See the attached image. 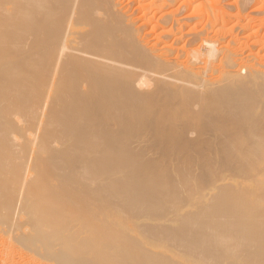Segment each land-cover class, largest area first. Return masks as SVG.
<instances>
[{"label":"bare ground","instance_id":"bare-ground-1","mask_svg":"<svg viewBox=\"0 0 264 264\" xmlns=\"http://www.w3.org/2000/svg\"><path fill=\"white\" fill-rule=\"evenodd\" d=\"M122 1L0 0V229L29 264H175L169 247L264 264L262 60L217 44L219 7L193 33L178 13L197 0ZM217 170L250 176L251 197L224 180L161 221L187 201L179 183L193 196Z\"/></svg>","mask_w":264,"mask_h":264},{"label":"rangeland","instance_id":"rangeland-1","mask_svg":"<svg viewBox=\"0 0 264 264\" xmlns=\"http://www.w3.org/2000/svg\"><path fill=\"white\" fill-rule=\"evenodd\" d=\"M128 1V2H127ZM180 1H183V0H180ZM211 1H212V3H211ZM244 0H197V1H195V3L192 5V6H197V5H199V4H201L200 5V7L199 6H197V7H199V8H197V7H192V9L190 10V11H188V14H186L187 13V11L186 10H188V9H186L185 7L183 8L182 7V9L181 10H183V11H180L178 14H180L179 16H178V18L180 17V18H184V17H186V18H188L189 17V19H191V21L192 22H190L189 23V25H190V27L192 26L193 27V29L195 30V28H197V30L198 31H193V33L194 32H199V31H201V29H202V27H204L205 25H210L209 23H211V22H209V20H208V17L210 16L209 14L211 13L212 15H213V12H215L216 11V9L217 10H220V12H223V13H225V14H229L228 15V17L226 18V19H224L226 22H224V25H223V29H224V31L222 30V32L218 35L217 34V37H215L216 35H214V36H212V32H211V35L209 34V36L211 37H213L214 39H217L218 40V42L219 43H217V44H221V42H222V45H225V43H226V45L225 46H227V44H228V47H225L226 49H225V53L226 52H229V53H232V52H236L237 50L238 51H240V52H236V55H237V58H240V59H245L246 58V60H247V58H248V55H251L252 54V56H253V58H251L252 59V61L254 62V61H256V63H258V61H259V63L261 62V60H262V62H263V65H262V62L260 63L262 66H263V69H264V51H263V49L260 47L262 44H263V42H264V25H263V23H264V0H245L244 2H243ZM123 2V5H126V4H128L129 3V0H123L122 1ZM184 2V1H183ZM210 2V3H209ZM250 3V2H253V3H251V4H247V3ZM125 3V4H124ZM246 3V4H245ZM208 4V5H207ZM203 5H205V9L203 8V10H202V8H201V6H203ZM245 5H247V6H245ZM209 6V7H208ZM216 6V7H215ZM240 6V7H239ZM209 8V9H208ZM210 8H211V10H210ZM221 8V9H220ZM230 8H231V11H230ZM245 8H246V10H245ZM174 9H175V7H174ZM198 9V10H197ZM201 9V11H199ZM193 10H195V12H193ZM204 10H206L207 12H206V14H207V16H205L204 14H205V11ZM208 10L209 11H211V12H208ZM222 10V11H221ZM185 12V13H184ZM201 13V14H199V13ZM202 12H204V14H202ZM195 13H198L197 15L195 14ZM183 14V16H181ZM194 14V15H193ZM252 14V15H251ZM244 17H243V16ZM203 16V17H202ZM234 17V18H233ZM241 17V18H240ZM263 17V18H262ZM204 18V19H203ZM229 18V19H228ZM254 18V19H253ZM252 20V21H251ZM206 21V22H205ZM233 21V22H232ZM261 21V22H260ZM195 22H197V23H195ZM209 22V23H208ZM244 23V24H243ZM259 23V24H258ZM195 24H196V26H195ZM226 24V25H225ZM253 24V25H252ZM233 25V26H232ZM209 27V26H208ZM244 27V28H243ZM229 28V29H228ZM237 28V29H236ZM187 29V30H186ZM184 28V31L186 30V31H188V28ZM239 29V30H238ZM175 30V32H176V28L174 29ZM185 31V32H186ZM228 32H230V33H228ZM249 32H251V33H249ZM232 33V34H231ZM255 35V36H254ZM220 36V37H219ZM223 36V37H222ZM245 36V37H244ZM248 37V38H247ZM221 38V40H219ZM254 39V40H253ZM237 40V41H236ZM261 41V40H263V42H262V44H261V42H259V41ZM182 43H185L186 44V42H185V40L183 41V39H181L180 40ZM177 42V43H175L173 46L174 47H176L178 44H180V45H178L176 48H174L173 47V52H172V57L174 58V56H175V58H176V56H177V54L179 53H181V54H183V46H184V44H182L181 42ZM251 41H256V43L254 42V44L253 43H250ZM257 41H258V43H257ZM197 42V41H196ZM240 42V43H239ZM194 43V42H193ZM191 43L190 45H187L188 46V49H189V47L191 48V47H193V48H196L197 47V45L199 44V42H197V43ZM230 43H231V45H232V47H234V48H236V50H234L231 46H230ZM256 44V45H255ZM219 45H217V46H219ZM221 45V46H222ZM260 45V46H259ZM182 46V47H181ZM187 46H186V48H187ZM196 46V47H195ZM244 46H247V47H244ZM179 47H181L180 49H179ZM239 47V48H238ZM262 47H263V45H262ZM185 48V49H186ZM192 48V49H193ZM230 48H232V49H230ZM246 48V49H245ZM177 49H179V50H177ZM232 50V51H230V50ZM177 51H178V53H177ZM176 52V53H175ZM262 52V53H261ZM174 53V54H173ZM248 53V54H247ZM253 54H255L256 55V57H254V55ZM262 54V55H261ZM247 55V56H246ZM239 56V57H238ZM261 57V58H260ZM258 60V61H257ZM194 175L193 176H195L196 174H198V171L197 170H195L194 171V173H193ZM213 174V179H212V181L214 182H212L209 178H205V180H201V181H199V180H196L197 181V184L199 185V186H197L198 188H197V190H196V192H193V191H191L192 193H196V194H192L191 192H190V195L192 194L193 196H187V194L189 195V192L188 193H186V191L182 188V186L184 185L183 183H179V188H180V190H181V193L184 195H182L183 197H184V200L186 199L187 201H188V203H185V202H187V201H182L181 203H182V205H183V207H181V206H177V208L179 207H181L180 209H176V210H174L173 211V209H171L173 212L171 213H167V212H165L166 214L164 215H162L163 217L165 216V218H163L162 216V218H161V221L163 222V223H169V221H167V219L168 220H171V226H173V227H177V224L175 223V219H176V215L177 214H180V213H184V211L185 212H187L188 210H191L192 209V207L194 206V205H196V203H197V201L196 200H198L197 198H200V197H197V196H199V195H202V201H205V199H206V197L205 196H207L208 194L209 195H211L212 193H214L215 191H216V187L217 186H220L221 184H222V182H224L227 186H229V187H231V188H233L232 186H230V185H233L234 187H236L237 186V188L240 190V191H242V190H244V193L246 192V194L248 193L249 195H250V197H251V192H247V191H249L246 187H252V180H251V177L249 178L248 176H243V177H238L237 176V174H235L234 172H231V171H221V170H217L216 172H214V173H212ZM197 176V175H196ZM214 177L216 178V179H214ZM245 177V178H244ZM223 178V179H222ZM244 178V179H243ZM215 180H217L216 182H215ZM226 182H229V184L228 183H226ZM237 181V182H236ZM239 182V183H238ZM237 183H238V185H237ZM196 184V185H197ZM189 186H191V185H189ZM216 186V187H215ZM242 186H243V188H242ZM245 187V188H244ZM196 189V188H195ZM194 189V190H195ZM245 189H247V191L245 190ZM186 193H184V192ZM243 192V191H242ZM202 193V194H201ZM205 195V196H204ZM248 195V196H249ZM182 197V198H183ZM185 197H190V199H187V198H185ZM191 197H192V199H191ZM197 197V198H196ZM201 198L198 200V202H200L201 201ZM183 202H184V204H183ZM196 202V203H195ZM180 203V204H181ZM192 204V205H191ZM263 204V203H262ZM191 205V206H190ZM170 209V208H169ZM118 210V208H116V209H113L112 210V208L109 210L110 211V213H111V215L113 216V218H115V217H123V218H126V217H124L125 215L126 216H128L127 214H124V216H122L123 214L120 212L121 210L119 209V212L117 211ZM170 210V211H171ZM176 211V212H175ZM107 212V211H106ZM113 213V214H112ZM176 213V214H175ZM106 214V213H105ZM175 214V215H174ZM173 215V216H172ZM127 218H130V217H127ZM126 218V219H127ZM136 218V217H135ZM139 218V219H138ZM112 220V219H111ZM133 221L131 222V227H133V230L135 231V238H136V240H140V239H145L146 237L144 236V234H142V232H143V230L141 229V228H138L139 226H140V224L139 223H142L143 221H145V220H147V217L145 218L144 216H138L137 217V219L135 220V219H132ZM137 225H139V226H137ZM137 226V227H136ZM99 228V227H98ZM98 228H94V229H97V230H99ZM139 229H141V231L142 232H140L139 231ZM97 230H94V231H97ZM101 230V229H100ZM98 232V233H97ZM97 232H93V235H95L94 233H97V235H95L96 237L95 238H99V231H97ZM101 232V231H100ZM7 232H5V231H3V229L1 230L0 229V264H26L28 261H26L25 262V259L21 256H19V253H18V248L21 246V247H23V245L24 244H22V242L20 243V242H18L17 240H16V238H15V235L13 234V232H11V234H8ZM10 235V236H9ZM12 236V237H11ZM140 236V237H139ZM143 236V237H142ZM9 237V238H8ZM93 237V236H92ZM14 240V241H13ZM148 240V239H147ZM149 241V240H148ZM12 242V243H11ZM16 243H18V244H16ZM12 244V245H11ZM15 244V245H14ZM8 245V246H7ZM17 245H19V246H17ZM104 245V244H103ZM150 245H152L151 244V242H150ZM11 246V247H10ZM15 247H17L16 249H15ZM20 247V248H21ZM104 247V246H103ZM102 247V245H101V247L99 248V247H97V248H99V249H97V248H95V251L94 252H96L95 254H94V252H93V254H94V256H95V258L94 259H100V255H101V253H103L104 251H106V250H104L103 251V248ZM174 248V249H173ZM13 249V250H12ZM104 249H106L105 247H104ZM169 249H170V251H171V261L172 262H174L175 264H176V262H182V263H185V264H206V261L204 260V259H201V258H194V257H186L185 256V254L183 253V251L181 250V249H178V248H176V247H169ZM8 250H11V251H8ZM20 250V249H19ZM96 250H98V251H96ZM150 250H151V248H150ZM154 250V249H153ZM13 251V252H12ZM155 251H156V249H155ZM14 252H16V253H14ZM92 252H91V254H92ZM114 252V251H113ZM113 252H111V253H113ZM110 253V254H111ZM116 253V252H115ZM115 253H113V255L111 256V258L113 257V256H115L116 257V255L117 254H115ZM4 254V255H3ZM6 254H8V255H6ZM93 254H92V257H94L93 256ZM96 254H98L97 256H96ZM107 255V253H103V255H102V257H101V259L103 258V259H106L105 261L107 262V257H108V255L107 256H105V255ZM115 254V255H114ZM99 257V258H98ZM105 257V258H104ZM114 257V258H115ZM214 257H218V255L216 254V256H214ZM19 258H21V259H19ZM113 258V259H114ZM11 259V260H10ZM103 259H102V262H103ZM8 260V261H7ZM19 260V261H18ZM24 260V261H23ZM49 261V262H48ZM46 260V262L49 264H55L53 261H51V260ZM92 262L94 261V260H91ZM91 261H89V263L90 264H96L95 262H91ZM47 263H45V264H47ZM88 263V264H89ZM27 264H29V263H27ZM104 264H106V263H104ZM108 264V263H107Z\"/></svg>","mask_w":264,"mask_h":264}]
</instances>
